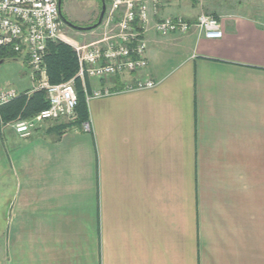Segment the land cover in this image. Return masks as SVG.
<instances>
[{
	"label": "crops",
	"instance_id": "obj_1",
	"mask_svg": "<svg viewBox=\"0 0 264 264\" xmlns=\"http://www.w3.org/2000/svg\"><path fill=\"white\" fill-rule=\"evenodd\" d=\"M187 2L151 19L212 15L222 37L150 31L144 70L86 81L110 91L88 130L22 138L0 115V264H264V16ZM33 83L23 55L0 64V90Z\"/></svg>",
	"mask_w": 264,
	"mask_h": 264
},
{
	"label": "built area",
	"instance_id": "obj_2",
	"mask_svg": "<svg viewBox=\"0 0 264 264\" xmlns=\"http://www.w3.org/2000/svg\"><path fill=\"white\" fill-rule=\"evenodd\" d=\"M106 9L97 30L99 37L88 43L67 41L60 17L58 0H0V47L26 58L29 76L42 91L47 107L28 119L18 118L7 124L20 137H28L43 122L73 119L77 96L74 80L78 79L86 102L110 94L108 89L88 91L86 81L103 80L124 73L144 70L147 66V34L184 35L194 30L206 39L222 37L218 19L200 14L193 21L180 16H167L152 20L160 0H104ZM50 42L68 43L76 58L77 71L67 82L51 84L48 81L44 58ZM154 81L137 80L126 85V90L147 89ZM20 93L14 88L0 90V107L16 99ZM84 130L89 129L83 123Z\"/></svg>",
	"mask_w": 264,
	"mask_h": 264
},
{
	"label": "trees",
	"instance_id": "obj_3",
	"mask_svg": "<svg viewBox=\"0 0 264 264\" xmlns=\"http://www.w3.org/2000/svg\"><path fill=\"white\" fill-rule=\"evenodd\" d=\"M100 2V0H98ZM19 54L8 48L0 47V64L17 60ZM48 80L51 84H60L72 79L77 71V62L73 50L66 44L50 42L44 58ZM77 104L75 107V120L69 125L81 126L86 121V100L78 79L74 80ZM47 107V100L42 91L35 92L29 98L20 94L10 103L0 107L3 121L14 119L18 114L29 118Z\"/></svg>",
	"mask_w": 264,
	"mask_h": 264
},
{
	"label": "rangeland",
	"instance_id": "obj_4",
	"mask_svg": "<svg viewBox=\"0 0 264 264\" xmlns=\"http://www.w3.org/2000/svg\"><path fill=\"white\" fill-rule=\"evenodd\" d=\"M206 1H214L217 3H221L223 0H206ZM229 1L230 0H226V2ZM235 1L236 0H232V3H235ZM241 1L243 3L246 2L245 4H247V7L237 8V9L245 10L248 13H254L257 15L264 16V0H241ZM187 3H193V0H188ZM99 11H100V2L98 0H61V13L63 17L77 27H86L95 24L99 15ZM63 33L69 44L71 43V41L82 44L97 39L99 37L100 30H97L96 28L91 31L81 32L75 29H71L66 25H64ZM55 43H63L71 48V46L65 42H55ZM33 84L34 87L37 86L36 82H34Z\"/></svg>",
	"mask_w": 264,
	"mask_h": 264
},
{
	"label": "water",
	"instance_id": "obj_5",
	"mask_svg": "<svg viewBox=\"0 0 264 264\" xmlns=\"http://www.w3.org/2000/svg\"><path fill=\"white\" fill-rule=\"evenodd\" d=\"M58 8H59V12H60V17L63 21V23L71 28V29H75L77 31H91V30H94L96 29L99 25H100V22H101V19L104 15V12H105V9H106V4H105V1L104 0H100V11H99V15H98V18H97V21L95 22V24L91 25V26H86V27H77L75 25H73L72 23H70L68 20H66L62 13H61V0H58ZM1 63V62H0Z\"/></svg>",
	"mask_w": 264,
	"mask_h": 264
}]
</instances>
